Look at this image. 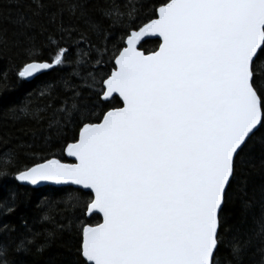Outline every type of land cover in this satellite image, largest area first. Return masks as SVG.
<instances>
[{"label":"snow or ice","instance_id":"6c2138e0","mask_svg":"<svg viewBox=\"0 0 264 264\" xmlns=\"http://www.w3.org/2000/svg\"><path fill=\"white\" fill-rule=\"evenodd\" d=\"M11 81L39 83L5 108ZM0 146V180L49 192L0 264H222L249 187L228 264H264V0H0Z\"/></svg>","mask_w":264,"mask_h":264},{"label":"trees","instance_id":"16d2710c","mask_svg":"<svg viewBox=\"0 0 264 264\" xmlns=\"http://www.w3.org/2000/svg\"><path fill=\"white\" fill-rule=\"evenodd\" d=\"M157 43L155 40H149L145 47L154 48ZM7 67L8 65L5 61L3 68L7 69ZM54 75L50 74V76ZM41 79H48V77H42ZM38 83L39 81H35L30 85H17L15 81H11L10 90L3 93L5 99L4 107H9L11 103H21L29 93H36ZM0 150H6V148L0 146ZM65 161L69 160L66 159ZM259 182V178L256 177L255 183L258 185ZM0 184H2V188H0V202H7L8 206L15 209L13 213H7L3 209H0V213H2L0 214V222L9 225L15 235H19L23 231L21 225L25 221L29 225L40 228L41 225L36 223L40 216L38 205L43 197L49 194L48 190L20 187L11 176L0 180ZM13 194H15V204L12 203ZM241 196L242 194H238V197L234 199L227 210L229 214L227 222L228 231L224 233L221 256L222 264H228V261L231 259L229 253L233 239H246L251 231L256 228V221L261 215L258 192L254 193L251 187L248 188L247 199L255 201V203L247 210L242 206ZM59 207L63 208L64 206L60 205ZM99 219V216H91L88 222L95 223ZM44 227L51 228L53 225L46 224ZM64 244L65 241L57 240L48 250L47 255L39 261V264H48L49 261H51V264H65L69 256Z\"/></svg>","mask_w":264,"mask_h":264},{"label":"water","instance_id":"95a60500","mask_svg":"<svg viewBox=\"0 0 264 264\" xmlns=\"http://www.w3.org/2000/svg\"><path fill=\"white\" fill-rule=\"evenodd\" d=\"M69 161H64L65 163H72V162H74L73 160H71V159H68ZM31 187V186H30Z\"/></svg>","mask_w":264,"mask_h":264}]
</instances>
